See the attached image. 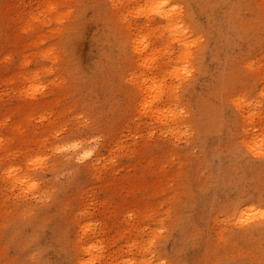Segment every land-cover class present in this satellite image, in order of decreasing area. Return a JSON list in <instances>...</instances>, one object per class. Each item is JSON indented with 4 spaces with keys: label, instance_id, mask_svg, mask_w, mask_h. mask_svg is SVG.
Segmentation results:
<instances>
[{
    "label": "rangeland",
    "instance_id": "1",
    "mask_svg": "<svg viewBox=\"0 0 264 264\" xmlns=\"http://www.w3.org/2000/svg\"><path fill=\"white\" fill-rule=\"evenodd\" d=\"M170 1L200 36L187 57L164 0H0V264H264V219L225 211L264 206V91L247 136L227 102L263 85L237 67L264 68V0Z\"/></svg>",
    "mask_w": 264,
    "mask_h": 264
},
{
    "label": "bare ground",
    "instance_id": "2",
    "mask_svg": "<svg viewBox=\"0 0 264 264\" xmlns=\"http://www.w3.org/2000/svg\"><path fill=\"white\" fill-rule=\"evenodd\" d=\"M262 6V5H261ZM155 7L154 11L156 12L154 15V20L153 21H156V20H159L158 23L160 24V26L165 25L167 27V34L168 37L170 39H172L171 41L172 42H175L176 44H178V49H180V54L179 55H184L187 57V55H190V50L192 49V47H196L197 44H199L200 42V36L198 35H193L192 36V31L190 29V26L188 24H190L188 21V24L183 16V11H182V7L183 6H180L179 4H176L175 6H173V3L170 1V0H164V2H162L161 4H154L153 6H151V8ZM185 15V14H184ZM151 20V19H150ZM152 21V22H153ZM237 24V23H236ZM242 26V25H241ZM245 28V27H244ZM249 28V27H248ZM195 31V30H194ZM248 31V30H247ZM250 31V30H249ZM250 33V32H249ZM192 36V38H191ZM246 37V36H245ZM253 37V36H252ZM250 38V37H249ZM249 40V39H248ZM170 41V42H171ZM247 41V40H246ZM243 42V41H242ZM196 43V45L194 44ZM196 49V48H195ZM138 52V51H137ZM135 51V53H137ZM195 54V53H194ZM140 55V54H138ZM243 55V54H242ZM248 55V54H247ZM207 59V58H206ZM243 59V58H242ZM250 60H252V58L250 59H244L242 60V63L239 65V68L242 73H248L251 76V78L255 79V75L257 76H263L262 77V81H263V85L261 86V90L256 94V95H249V93H244L241 91L240 92H236L234 93L231 97H227V102H230L232 104V106L234 107V109L240 113V121H237L236 125L238 127V135H248L249 131L247 129V122L246 121H253L256 117V115H254V111L256 109H258V104L261 106L262 103L260 102V100H258V95L259 94H263V91H264V68H257L255 66H253V62H251ZM162 66V65H161ZM232 67V66H231ZM230 67V68H231ZM235 67V66H234ZM237 68L235 69L237 71ZM238 69V70H239ZM233 70V69H232ZM240 72V71H239ZM237 71V73H239ZM233 73V72H232ZM241 73V74H242ZM240 74V73H239ZM231 75V74H229ZM249 75V77H250ZM235 78L237 80V76L235 74ZM230 77V76H229ZM232 77V75H231ZM239 78V76H238ZM246 79H248L247 77H245ZM228 79V78H227ZM232 79H234L232 77ZM242 79V78H240ZM235 80V81H236ZM245 80V79H244ZM249 80V79H248ZM223 81V80H222ZM227 81V80H226ZM234 81V82H235ZM146 82V79H143L141 81V88H139V90H141L143 88V84H145ZM253 82V81H252ZM251 82V83H252ZM220 85L218 86L219 90L221 93H223L225 91V88H224V85L219 82ZM231 83V82H230ZM244 83H247V81H245ZM249 83H250V80H249ZM250 83V84H251ZM236 84V83H235ZM240 84V82H239ZM244 85V84H243ZM246 85V84H245ZM248 85V84H247ZM229 86V85H228ZM231 86V85H230ZM237 86V85H236ZM177 87V86H176ZM233 87V86H232ZM226 88L227 85H226ZM230 88V87H229ZM174 86L170 85L168 86L165 90L159 92V93H152L151 91H147L146 92V103L144 104L146 108H148V106L151 104V106L154 105L155 109L157 111H160V109L162 108V110L164 108L167 109V107H170L172 106L173 104H171L172 101H174L173 99L175 100H178L175 98V92H174ZM247 89V88H245ZM218 90V91H219ZM244 90V89H243ZM217 92V91H216ZM215 92V95H217V93ZM219 92V94H220ZM214 94V93H213ZM225 95V92L223 93ZM224 95H222L224 97ZM218 96V95H217ZM220 96V95H219ZM226 96V95H225ZM226 98V97H225ZM263 100H264V97H262ZM231 99V101H230ZM225 100V99H224ZM223 100V101H224ZM175 102V101H174ZM257 107H254L252 106V104L254 105V103ZM229 103V104H230ZM223 104V103H222ZM226 104V103H225ZM178 105V104H176ZM201 105V103L199 104V106ZM207 106V105H206ZM184 107V106H183ZM183 107H180L178 106L177 107V112L174 114L173 116V121H175V126L176 124L180 121V119L184 118L183 114H181L182 112L186 111L183 109ZM201 107H204V106H201ZM200 108V107H199ZM205 108V107H204ZM209 108V107H208ZM249 108L251 111V113L248 112V109ZM202 109V108H201ZM210 110V109H209ZM201 111V110H200ZM202 112V111H201ZM211 112V110H210ZM239 113L238 116H239ZM249 113V114H248ZM186 114V113H185ZM193 114V113H192ZM187 115V114H186ZM197 115V114H195ZM206 115V114H205ZM188 116V115H187ZM191 116V115H189ZM203 116V115H202ZM206 117V116H205ZM208 117V116H207ZM264 117V116H263ZM187 118V117H185ZM203 118V117H202ZM201 118V119H202ZM208 119V118H207ZM184 121V119H182ZM197 120V119H196ZM188 121V120H187ZM186 122V121H185ZM264 122V120H263ZM181 125V124H180ZM239 125V126H238ZM179 126V125H177ZM237 127H236V130H237ZM253 127H255V124L253 125ZM203 128V127H202ZM224 132V131H223ZM262 134L264 135V130L262 132ZM215 139H213L214 141ZM194 141V140H193ZM192 142V141H191ZM218 143V142H217ZM215 144V142H214ZM218 148V147H217ZM73 149H75V152L76 153H73L75 154V159L78 161L80 160L81 158H85L87 156L90 155L91 153V148H87V147H81L80 150H78L77 147H73ZM212 149V148H210ZM214 149H216L214 147ZM255 150H258V149H255ZM253 150V151H255ZM218 151V150H217ZM252 151V152H253ZM214 152V151H213ZM216 152V150H215ZM214 152V153H215ZM209 153H210V150H209ZM220 153V152H219ZM256 154V153H254ZM208 155V152L207 154ZM207 157V156H206ZM227 161V160H225ZM238 161V160H237ZM205 163V162H204ZM231 165V164H230ZM199 167V166H198ZM197 167V168H198ZM216 171V169H215ZM217 174V173H216ZM215 174V175H216ZM216 182V180H215ZM262 203L259 201V200H248V199H244V200H236L235 202H232L230 204V206L228 207V210H225L226 212L227 211H230L229 215H227V217L230 218V220L232 221V230L236 231V230H241L243 228H246L248 230H245L246 233H252V232H255V231H258V229H260L262 227V224L263 222V219H264V206H261ZM245 224H250L248 226H242V225H245ZM233 231V233H235ZM243 231V234L244 232ZM241 233V232H240ZM238 234V233H236ZM247 235V234H246ZM244 236V235H243ZM225 240H222V242H224ZM228 240H226L227 242ZM77 242V241H76ZM225 243V242H224ZM95 247V245L91 244V247L89 248L90 249H93ZM224 249V248H223ZM233 249V248H232ZM235 249V248H234ZM237 251V250H236ZM245 253V252H242V254ZM238 254V253H237ZM232 255V254H231ZM240 255V254H239ZM242 256V255H241ZM226 257V256H225ZM228 257V255H227ZM237 257V256H236ZM219 258V257H218ZM222 258V257H221ZM220 258V259H221ZM229 259V257L227 258ZM232 260V259H231ZM216 261V260H215ZM218 261V260H217ZM221 261V260H220ZM219 262V261H218ZM222 262V261H221ZM219 262V263H221ZM217 263V262H216ZM232 263V261L230 262V264ZM228 264V263H227Z\"/></svg>",
    "mask_w": 264,
    "mask_h": 264
}]
</instances>
